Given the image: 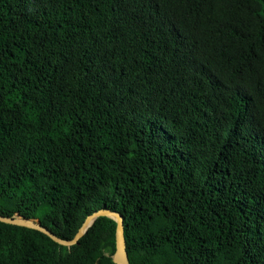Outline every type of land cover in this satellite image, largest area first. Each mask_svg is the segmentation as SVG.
Masks as SVG:
<instances>
[{
  "label": "trees",
  "instance_id": "trees-1",
  "mask_svg": "<svg viewBox=\"0 0 264 264\" xmlns=\"http://www.w3.org/2000/svg\"><path fill=\"white\" fill-rule=\"evenodd\" d=\"M129 264H264V0H0V215ZM0 222V264H114Z\"/></svg>",
  "mask_w": 264,
  "mask_h": 264
},
{
  "label": "water",
  "instance_id": "water-1",
  "mask_svg": "<svg viewBox=\"0 0 264 264\" xmlns=\"http://www.w3.org/2000/svg\"><path fill=\"white\" fill-rule=\"evenodd\" d=\"M99 217H108L115 222V248L114 253L111 256V260L114 264H129L125 249V240L123 233V221L122 217L118 212L110 210H96L90 215L86 216L80 227L78 228L76 234L71 240H63L51 233L43 222L39 219H28L18 216L5 217L0 215V222L8 225L25 227L28 229L37 230L39 232L47 235L56 244L70 247L78 243V240L86 233L93 222Z\"/></svg>",
  "mask_w": 264,
  "mask_h": 264
}]
</instances>
